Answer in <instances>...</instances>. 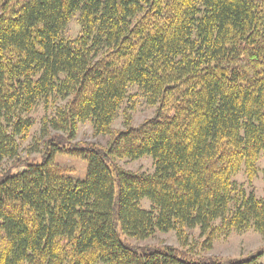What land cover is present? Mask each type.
Listing matches in <instances>:
<instances>
[{
	"label": "trees",
	"instance_id": "trees-1",
	"mask_svg": "<svg viewBox=\"0 0 264 264\" xmlns=\"http://www.w3.org/2000/svg\"><path fill=\"white\" fill-rule=\"evenodd\" d=\"M132 86L154 114L132 127L124 110L112 132ZM50 99L62 105L42 119L41 161H21L28 115ZM86 121L104 146L73 142ZM261 154L264 0H0V163L16 162L0 171V264H264L263 248L196 257L185 236L264 240V199L232 180ZM56 155L84 161V179ZM144 157L151 174L118 164ZM170 231L178 250L133 244Z\"/></svg>",
	"mask_w": 264,
	"mask_h": 264
},
{
	"label": "rangeland",
	"instance_id": "rangeland-1",
	"mask_svg": "<svg viewBox=\"0 0 264 264\" xmlns=\"http://www.w3.org/2000/svg\"><path fill=\"white\" fill-rule=\"evenodd\" d=\"M79 33L78 15H75L68 23L64 38L73 41ZM128 98L124 101L122 108L118 111L116 118L111 125V131L123 130L124 126V110L131 116L132 127L138 126L144 120L153 116L155 108L147 105V102L142 95L141 91L132 86L128 90ZM50 99L47 103L40 101L36 108L28 115L29 119L33 122V126L28 134V137L21 143L19 150V157L21 161L29 163H39L40 153L42 148L43 136L41 135L42 119L48 117L49 119L56 114L57 107L62 104ZM51 130V129H50ZM50 132H53L51 130ZM108 136H95L93 126L90 121L79 123L76 131V136L73 142H90L98 141L102 146L106 144ZM16 164V162H14ZM12 160L5 159L0 163V171L12 167L14 165ZM23 164V163H22ZM54 164L58 167L68 171L72 178L76 180H83L86 174V163L78 157L56 155L54 157ZM121 167L137 171V172H153V165L151 159L144 157L137 161L121 160L118 163ZM18 165V164H17ZM21 163L17 167L14 166L13 171L23 170ZM256 175L252 179H248L244 167L236 173L232 180L236 182L237 186L242 188L244 193H253L256 198L264 199V154H261L256 163ZM142 209L148 210L150 203L148 200L143 199L140 201ZM217 224V222H216ZM118 233L121 235L120 227H116ZM198 228L187 231L185 236L188 241V248L192 249L194 256L206 257L216 256L221 259H237L243 258L250 254L256 253L259 249H264V240L253 229L245 230L238 233L235 231L226 232L219 231L215 239L211 242L210 248L204 246V238L200 237ZM121 239L125 240L121 235ZM139 247H173L180 248V242L174 231L168 233H155L152 238L133 242Z\"/></svg>",
	"mask_w": 264,
	"mask_h": 264
}]
</instances>
